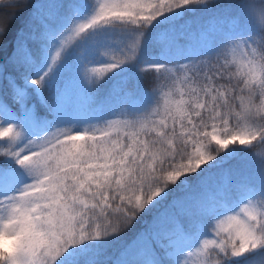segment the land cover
Wrapping results in <instances>:
<instances>
[{
	"label": "clouds",
	"instance_id": "obj_1",
	"mask_svg": "<svg viewBox=\"0 0 264 264\" xmlns=\"http://www.w3.org/2000/svg\"><path fill=\"white\" fill-rule=\"evenodd\" d=\"M57 3L63 12L49 21L53 34L65 27L73 0ZM5 5L15 6L13 14L37 7L0 0ZM88 17L68 24L67 34ZM100 30L108 40L87 72L74 47L47 71L44 61L60 43L48 47L35 36L37 65L14 69L11 78L26 91L22 108L39 123L5 116L0 124V159L19 174L0 191V264L18 244L34 264H124L106 245L141 214L137 202L161 192L192 205L183 217L191 239L177 252L162 239L152 264H257L264 257V0H135L88 37ZM5 34L0 24V41ZM115 69L126 75L100 98ZM39 71L47 78L34 88ZM9 78L0 72V93ZM102 104L109 105L103 114Z\"/></svg>",
	"mask_w": 264,
	"mask_h": 264
},
{
	"label": "snow or ice",
	"instance_id": "obj_2",
	"mask_svg": "<svg viewBox=\"0 0 264 264\" xmlns=\"http://www.w3.org/2000/svg\"><path fill=\"white\" fill-rule=\"evenodd\" d=\"M134 8L135 0H93L90 6L85 7L79 0H73V6L67 10L64 15L66 25L63 29L53 34L49 28V21L63 12L60 4L55 6L51 2L45 4L40 9H36L33 5H29L24 12H15L12 9L14 5H5L0 7V24L6 28V34L3 41L7 38L9 32L14 26H17V17H23V27L17 33V43L9 55L8 61L0 64V72L10 77L5 81V89L7 94L0 93V124L5 121V116L10 119L19 117L22 120V126L33 127L39 123L36 113L30 108H22V101L26 95V91L15 77L14 71L17 66H34L37 65V45L33 43V36L44 41L48 47H53L56 41H59L60 47L56 48V55L51 57L50 61H44V68L47 71H52L56 65L57 58L62 52L72 50L74 47L81 57H85V72L88 71L89 58L97 51L95 44L88 37L89 33H95L97 27L111 18L113 10ZM90 9L94 12L91 17H88ZM133 15V12H129ZM81 17H88V22L77 24L73 34H67L68 24H75ZM23 29V34L21 30ZM61 37H64L63 39ZM93 37V36H92ZM2 42V41H0ZM30 45H32L30 47ZM133 49L135 45H132ZM105 55L106 53H101ZM115 59V57H113ZM102 73L97 74V78ZM41 77L47 78L44 71H39L34 79L32 86L35 88L40 82ZM11 157V153L7 154ZM18 159V157H17ZM18 172L9 163L0 159V191L9 190L18 180ZM191 178V177H190ZM166 193L161 192L147 205L137 202L136 207L141 209V214L136 217H128L127 231L134 229L141 219L142 214L158 207L165 199ZM169 194L167 195L168 198ZM179 214L185 215L192 210V205L185 201H179L175 205ZM169 240L170 249L173 252L181 250L191 239V234L185 232L183 223L173 215H161L155 220L153 225L142 233L141 248L147 249L152 244L159 242L162 239ZM8 264H34L29 259L24 245L18 244L7 257ZM145 264H152L151 260H147ZM257 264H264V257L257 260Z\"/></svg>",
	"mask_w": 264,
	"mask_h": 264
},
{
	"label": "trees",
	"instance_id": "obj_3",
	"mask_svg": "<svg viewBox=\"0 0 264 264\" xmlns=\"http://www.w3.org/2000/svg\"><path fill=\"white\" fill-rule=\"evenodd\" d=\"M33 2L37 5L36 9H40L45 4H41L40 0H33ZM53 6L56 5L57 0H49ZM48 2V3H49ZM47 4V3H46ZM23 27V17H17V26H14L13 29L9 32L7 38L0 42V64H3L8 61L9 55L14 49L17 43V33ZM91 41L94 42L95 48L98 49L105 45L108 40V32L105 30H100L96 33L95 36L90 38ZM32 45H30L31 47ZM96 52L93 53L95 55ZM150 49L146 46L142 52V56L149 55ZM126 75L125 72L121 71V69H115L112 74L106 78L105 82L101 86L100 98H104L109 95L113 85L120 81L121 77ZM74 97L69 93L68 100L72 102ZM80 102H83L82 100ZM108 104L100 105L98 111L103 114L108 111ZM174 194L170 193L168 198L159 205L158 207L142 214L140 221L137 226L131 231L126 232L122 237L117 240L111 241L109 245H106L109 252L114 253L116 256H119L124 264H131L132 261L135 260H151L155 255L159 254L162 248V244L160 240L157 243L152 244L147 249L141 248V238L142 233L146 229H148L156 219H158L162 214L163 215H173L177 219H179L183 223L184 215L179 214L175 205L179 201L183 200H174ZM170 201L172 203H170Z\"/></svg>",
	"mask_w": 264,
	"mask_h": 264
}]
</instances>
